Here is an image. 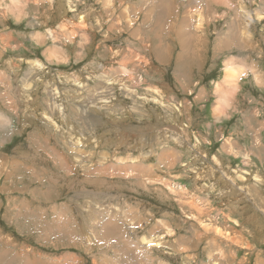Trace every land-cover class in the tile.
Returning <instances> with one entry per match:
<instances>
[{
    "label": "rangeland",
    "instance_id": "rangeland-1",
    "mask_svg": "<svg viewBox=\"0 0 264 264\" xmlns=\"http://www.w3.org/2000/svg\"><path fill=\"white\" fill-rule=\"evenodd\" d=\"M258 134L264 0H0V264H264Z\"/></svg>",
    "mask_w": 264,
    "mask_h": 264
},
{
    "label": "crops",
    "instance_id": "crops-1",
    "mask_svg": "<svg viewBox=\"0 0 264 264\" xmlns=\"http://www.w3.org/2000/svg\"><path fill=\"white\" fill-rule=\"evenodd\" d=\"M197 61L199 62L198 57H197ZM204 63H205V61H203V64L200 61L198 64H196L194 66H188V67H190V68H199L200 69V68L203 67ZM177 68H179V67L176 66V69ZM177 71L179 72L178 69H177ZM188 78H190V77H188ZM252 121H255V124L259 125V119L256 118L255 116L253 117ZM239 125H240V123L239 124H235L233 129L237 130L239 128L238 127ZM252 127L255 128V126H252ZM258 127H256V128H258ZM246 150H247V154H251V155L257 157L258 160L256 161V164H257V169L258 170H259L258 167H261V168L264 167V155H263V153H264V142H261L260 134L252 136V140H251L250 144L247 145V147L244 149V151L246 152Z\"/></svg>",
    "mask_w": 264,
    "mask_h": 264
},
{
    "label": "bare ground",
    "instance_id": "bare-ground-1",
    "mask_svg": "<svg viewBox=\"0 0 264 264\" xmlns=\"http://www.w3.org/2000/svg\"><path fill=\"white\" fill-rule=\"evenodd\" d=\"M49 52H51V51H49ZM56 53L57 52H55L54 55H56ZM233 66H234V62L232 60H231V62H230V60H228L227 63H226V70H227L226 74H227L228 78H229V76H233V75H230V73L231 74H233V73L241 74L242 73L241 69L238 70V69L234 68ZM236 76H238V75H236ZM231 81H233V80L231 79Z\"/></svg>",
    "mask_w": 264,
    "mask_h": 264
}]
</instances>
